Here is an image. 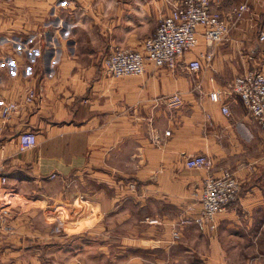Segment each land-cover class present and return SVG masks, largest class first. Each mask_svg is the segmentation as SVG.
Wrapping results in <instances>:
<instances>
[{
	"label": "crops",
	"instance_id": "crops-1",
	"mask_svg": "<svg viewBox=\"0 0 264 264\" xmlns=\"http://www.w3.org/2000/svg\"><path fill=\"white\" fill-rule=\"evenodd\" d=\"M171 1L0 0V102L17 104L0 119V198L9 202L0 264H264V135L236 95L207 96L242 70L264 71V0H245L196 72L183 62L203 50L200 36L171 71L146 63L139 75L101 73L102 56L137 47ZM241 1L211 9L227 15ZM175 91L181 105L167 108L162 96ZM23 130L35 143L18 150ZM197 153L208 169L183 166ZM221 169L239 191L213 230L176 225L198 210L202 178Z\"/></svg>",
	"mask_w": 264,
	"mask_h": 264
},
{
	"label": "built area",
	"instance_id": "built-area-1",
	"mask_svg": "<svg viewBox=\"0 0 264 264\" xmlns=\"http://www.w3.org/2000/svg\"><path fill=\"white\" fill-rule=\"evenodd\" d=\"M219 0H173L169 3L167 12L161 16L154 31L143 38L137 47L118 46L111 48L100 61L101 73L105 76L118 77L123 75H139L144 72L145 64L154 68L173 70L183 58L184 53L192 50L201 37L203 50L197 56L186 59L183 67L187 72H196L201 62L207 65L213 56V47L228 38L229 30L242 18L247 10L245 0L238 3L225 15L211 9ZM258 41H264V22L257 31ZM197 84L194 86L196 87ZM236 95L247 109L258 131L264 135V71L262 69H245L233 75L231 81L223 89H215L207 93L210 100L216 101L220 96ZM30 88L25 90L23 101L32 99ZM167 108H177L181 105L178 92L162 96ZM14 101L0 102V119L4 120L16 110ZM220 111L227 114L224 103ZM168 134V130H163ZM35 143L34 133L23 130L16 135L18 150L30 148ZM183 166L187 168L210 167V159L197 153L185 156ZM52 176V174H50ZM0 182H5L0 177ZM239 184L234 174L221 169L216 175H206L202 178L197 196L198 210L193 214L179 217L176 225H193L200 232H209L215 227V215L226 210L227 206L237 197ZM8 200L0 198V217L4 215ZM153 221V220H150ZM5 227V226H4ZM176 229L171 232L172 238H177Z\"/></svg>",
	"mask_w": 264,
	"mask_h": 264
},
{
	"label": "rangeland",
	"instance_id": "rangeland-1",
	"mask_svg": "<svg viewBox=\"0 0 264 264\" xmlns=\"http://www.w3.org/2000/svg\"><path fill=\"white\" fill-rule=\"evenodd\" d=\"M263 182H264V180H263ZM129 185L131 186L132 184H129ZM58 208L61 211V213H60L61 216H64L65 217V216L74 214V207H72V206L69 207V205H62V206L59 205ZM183 215H187V214H181V215H179V217H181ZM5 228L6 227H4L3 229H5ZM260 238H262V237H260ZM256 248H258V249L259 248H262L263 249L264 248V241H262L260 239L258 241L256 240ZM228 253L230 254V251H228ZM230 261H231V255L228 258V262H230Z\"/></svg>",
	"mask_w": 264,
	"mask_h": 264
},
{
	"label": "water",
	"instance_id": "water-1",
	"mask_svg": "<svg viewBox=\"0 0 264 264\" xmlns=\"http://www.w3.org/2000/svg\"><path fill=\"white\" fill-rule=\"evenodd\" d=\"M253 43H254V44H253V49H256V48H257V42H256L255 39L253 40ZM253 49H252V50H253ZM251 55H252V54H251Z\"/></svg>",
	"mask_w": 264,
	"mask_h": 264
}]
</instances>
